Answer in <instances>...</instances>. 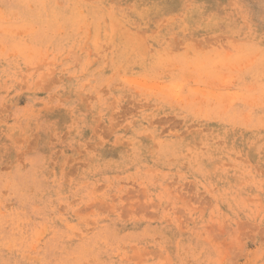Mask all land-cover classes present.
Segmentation results:
<instances>
[{
    "label": "rangeland",
    "instance_id": "374dc122",
    "mask_svg": "<svg viewBox=\"0 0 264 264\" xmlns=\"http://www.w3.org/2000/svg\"><path fill=\"white\" fill-rule=\"evenodd\" d=\"M0 264H264V0H0Z\"/></svg>",
    "mask_w": 264,
    "mask_h": 264
},
{
    "label": "bare ground",
    "instance_id": "6f19581e",
    "mask_svg": "<svg viewBox=\"0 0 264 264\" xmlns=\"http://www.w3.org/2000/svg\"><path fill=\"white\" fill-rule=\"evenodd\" d=\"M38 13V12H37ZM18 44V43H17Z\"/></svg>",
    "mask_w": 264,
    "mask_h": 264
}]
</instances>
